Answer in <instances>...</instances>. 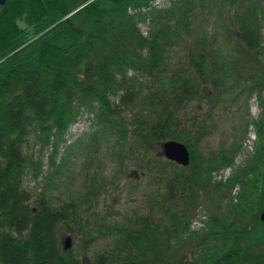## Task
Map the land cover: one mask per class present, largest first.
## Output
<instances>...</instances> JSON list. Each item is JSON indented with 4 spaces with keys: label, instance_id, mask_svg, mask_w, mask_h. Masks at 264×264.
Returning <instances> with one entry per match:
<instances>
[{
    "label": "trees",
    "instance_id": "trees-1",
    "mask_svg": "<svg viewBox=\"0 0 264 264\" xmlns=\"http://www.w3.org/2000/svg\"><path fill=\"white\" fill-rule=\"evenodd\" d=\"M166 1L160 7L154 0L0 3V264H85L81 246L63 250L59 231L68 221L79 228L77 223L90 219L83 207L98 194L95 174L86 169L84 190L75 199L57 203L42 190L34 207L22 184L25 174L37 178L42 168L40 160L23 153V143L36 132L42 147L53 146L47 178L53 186L50 174L68 160L56 157L59 143L81 111L92 115L104 140L114 141L116 157L135 148L146 157L153 149V157L161 158L149 159L146 170L165 180L148 212L109 226L108 248L89 263L264 264V224L258 216L264 203V117L254 121L259 142L244 169L249 176L238 172L241 192L230 201L232 218L210 213L198 251L191 258L177 251L181 240L194 235L186 211L203 190L230 189L239 182L237 174L223 181L210 175L232 163L233 151L197 163L196 143L206 131L192 112L232 77L252 81L241 93L264 84L260 1ZM211 17L215 27L208 24ZM138 22H147L148 30ZM98 136L93 134L90 144ZM166 140L188 148L187 166L161 156ZM86 160L91 161L89 154ZM85 232L87 247L94 235Z\"/></svg>",
    "mask_w": 264,
    "mask_h": 264
},
{
    "label": "rangeland",
    "instance_id": "rangeland-1",
    "mask_svg": "<svg viewBox=\"0 0 264 264\" xmlns=\"http://www.w3.org/2000/svg\"><path fill=\"white\" fill-rule=\"evenodd\" d=\"M259 1L261 11L264 13V0ZM154 2L159 7L168 3L166 0H154ZM221 13L225 15V9ZM208 24L215 27L216 21L211 17ZM138 27L146 32L149 25L147 22H138ZM258 32L260 33L262 52H264L263 19ZM178 51L176 49L175 54L178 55ZM254 71L258 72L259 70L256 68ZM226 84L223 91H216L215 96H209L207 101L194 106L192 113L198 120L204 121L206 131L196 143L198 153L196 161L202 165L206 163L208 156L216 157L220 155L221 150L233 151L232 163L219 167V171L218 168L212 170L210 175H215L216 180L223 181L237 174L239 182L230 189L219 191H213L208 186L200 194L199 199L190 205L186 211V221L190 232L194 235L190 238L191 240H181L177 245L178 253L187 258H191L198 251V242L204 234L210 213L216 212L219 217L227 221L232 218L233 210L230 201L236 202L241 192V186H239L241 178L238 176V172L244 179L249 176L244 169L254 155L259 142L254 121L264 117V109L259 101V97L264 100V84L260 88L250 89L243 93L240 92V89L244 86L250 87L251 80L237 82L232 77ZM91 119V114L81 111L77 121L71 124L63 135L56 157H67L68 160L57 174H50L54 181L51 187H48L47 179L51 172L48 167V157L53 153V146L42 147L39 143L41 138L37 137L36 132H32L23 143L24 155L42 162V168L37 178H34L29 172L24 175L22 180L23 187L31 194V207H34L35 197L42 190H46L57 203H63L69 198L75 199L77 194L81 193L79 191L84 190L83 177L86 175V169L89 168L90 176L95 174V183L98 186L94 193L98 192V194L91 196V199L89 197V202L83 207L85 214H90V219L77 223L79 228H74L73 222L68 221L60 227L59 231L61 238L70 235L72 248L81 246L77 249H80L79 257L85 264H91L89 261L94 254H99L108 248L111 239V234L108 233L109 226L113 223H126L131 216L148 212L151 197L161 191L163 193L164 190H161V186L162 182H165L161 179L158 181L157 177L151 176L152 174L146 170L145 166L149 159L161 158L153 157V149H149L146 157L138 155L137 148L132 153L126 154L125 158L116 157L117 147L114 145V141L112 139L104 140ZM93 134L99 135V140L94 141V146L92 143L90 144ZM71 146L73 149L66 156V149ZM87 154L91 161L86 160ZM215 170L217 171L213 173ZM261 170L264 171V167H261ZM262 189L264 191V182ZM263 204H261L259 214L263 209ZM178 208L176 209L178 210ZM153 212H156L154 208ZM244 217L243 222H246L248 215L245 214ZM78 231L91 232L94 235V239L87 247L83 245L84 233L79 234Z\"/></svg>",
    "mask_w": 264,
    "mask_h": 264
},
{
    "label": "water",
    "instance_id": "water-1",
    "mask_svg": "<svg viewBox=\"0 0 264 264\" xmlns=\"http://www.w3.org/2000/svg\"><path fill=\"white\" fill-rule=\"evenodd\" d=\"M2 3V0H0ZM161 151L160 154L165 159L173 161L180 166H187L190 162V153L186 146L178 141L175 140H166L161 143ZM264 205V204H263ZM260 222L264 224V206L261 210L260 214L258 215ZM63 250H68L71 247V237L70 235H66L63 240Z\"/></svg>",
    "mask_w": 264,
    "mask_h": 264
}]
</instances>
